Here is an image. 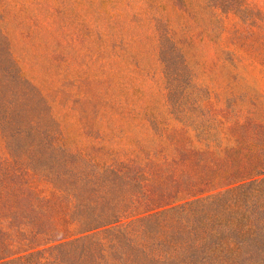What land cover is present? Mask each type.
I'll return each mask as SVG.
<instances>
[{"label":"rangeland","instance_id":"374dc122","mask_svg":"<svg viewBox=\"0 0 264 264\" xmlns=\"http://www.w3.org/2000/svg\"><path fill=\"white\" fill-rule=\"evenodd\" d=\"M237 141L264 168V0H0V255L81 234L76 173Z\"/></svg>","mask_w":264,"mask_h":264},{"label":"trees","instance_id":"16d2710c","mask_svg":"<svg viewBox=\"0 0 264 264\" xmlns=\"http://www.w3.org/2000/svg\"><path fill=\"white\" fill-rule=\"evenodd\" d=\"M237 142L203 151L217 159L211 165L199 150L178 154L175 162L192 161L182 182L173 174L154 177L141 163L113 166L99 176L76 173L68 191L87 198L74 211L81 234L2 254L0 264H264V168L250 156L239 166ZM109 175L110 190L125 186L129 194L93 199ZM166 179L177 183L176 191L160 200Z\"/></svg>","mask_w":264,"mask_h":264}]
</instances>
